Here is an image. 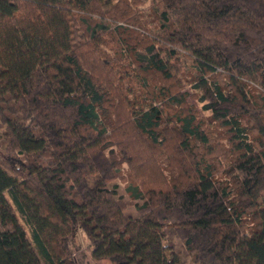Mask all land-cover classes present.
Segmentation results:
<instances>
[{
  "label": "trees",
  "instance_id": "1",
  "mask_svg": "<svg viewBox=\"0 0 264 264\" xmlns=\"http://www.w3.org/2000/svg\"><path fill=\"white\" fill-rule=\"evenodd\" d=\"M101 261L264 264V0H0V264Z\"/></svg>",
  "mask_w": 264,
  "mask_h": 264
},
{
  "label": "rangeland",
  "instance_id": "2",
  "mask_svg": "<svg viewBox=\"0 0 264 264\" xmlns=\"http://www.w3.org/2000/svg\"><path fill=\"white\" fill-rule=\"evenodd\" d=\"M189 102H191V103H195L193 100H190V99H189ZM196 108H197V110L199 109L197 106H196ZM198 111H199V110H198ZM199 116H202V112H200V111H199V113H198V117H199ZM114 182H116L117 185H118V192H119L120 194L123 195V197H124L125 200H128V195H127V193L125 192V187H124L123 183H122V182H119V181H114ZM127 210H132V207H128ZM167 236L169 237V234H168V233H167ZM86 241H87V240H86V237H85L81 232H78V233L74 236V244H75L77 247L84 246V245L86 244ZM177 242L182 243L180 240H177ZM179 255H180V257H181V259H182L183 261L186 260V257H184L185 253H184V254H179ZM98 264H111V263H109L108 261H101V262H99ZM188 264H189V263H188ZM190 264H191V263H190Z\"/></svg>",
  "mask_w": 264,
  "mask_h": 264
}]
</instances>
